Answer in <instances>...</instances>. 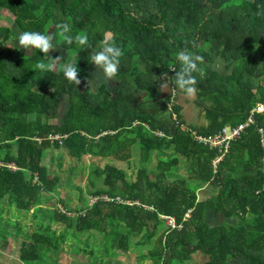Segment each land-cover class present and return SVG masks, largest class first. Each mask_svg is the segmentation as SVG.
Here are the masks:
<instances>
[{"label": "trees", "instance_id": "obj_1", "mask_svg": "<svg viewBox=\"0 0 264 264\" xmlns=\"http://www.w3.org/2000/svg\"><path fill=\"white\" fill-rule=\"evenodd\" d=\"M0 9L16 29L0 27V202L21 216L32 212L34 222L24 232L16 215L5 220L0 207V258L59 264L73 237L84 244L74 253L89 252L91 264H122L118 257L132 240L139 264L145 257L151 264H184L194 254L199 264H264V113L253 115L215 168L218 153L192 138L246 125L264 103V0H0ZM64 22L70 35L88 37L85 46L55 39L66 54L61 62H77L79 85L59 65L36 69L41 59L48 62L46 54L27 55L10 44L23 31L51 34ZM109 32L123 55L113 87L102 83L93 91L85 83L91 55ZM185 48L204 58L205 75L194 73L193 103L206 119L201 127H185L178 95L163 96L158 87L161 74L179 70L176 54ZM219 59L231 72L211 66ZM65 97L67 112L54 123ZM55 134L66 136L62 144L50 140ZM60 148L78 161L105 162L90 165V189L74 210L62 200L61 207L45 205L60 178L43 157ZM133 152L139 161L128 182L107 161L130 160ZM211 216L222 221L213 225ZM92 235L102 244L90 245Z\"/></svg>", "mask_w": 264, "mask_h": 264}, {"label": "rangeland", "instance_id": "obj_2", "mask_svg": "<svg viewBox=\"0 0 264 264\" xmlns=\"http://www.w3.org/2000/svg\"><path fill=\"white\" fill-rule=\"evenodd\" d=\"M12 17L5 12V10L0 9V27L9 28L14 33H16V29L14 24L12 23ZM17 36V34H16ZM15 36V37H16ZM15 37L11 39L10 44L13 45L14 48L20 50L24 54H29L31 51H25L24 49H19L18 46L15 45ZM56 49L51 51L49 54L56 58L57 56L61 57V61L66 59V54L62 50L60 46L55 45ZM214 69L219 70L223 73H229L231 70H228L226 63L222 60H217L213 65H211ZM90 81V82H89ZM89 82V83H88ZM89 89L95 91L96 88L105 83L108 87H113L114 78L112 80H104L102 78V73L99 68H95L94 65H91L89 70V79L85 82ZM169 93L163 92V96L168 95ZM196 98V94L191 99H184L178 96L176 98L177 103L182 106L183 113V121L185 123V127H201L205 126L206 119L202 109H198L196 104L193 103ZM68 109V101L67 97L62 99L59 116L54 123L61 124L64 116ZM137 153L133 152V157L127 161H115L108 160L107 163L115 166L116 168L123 171L125 175V179L128 182H132L135 179L136 169H137ZM43 163L48 165L53 176H57L60 178L59 185L55 189L52 194H49L46 198V207L47 208H56L57 206L61 207L62 204L59 201H64V204L67 208H69L72 204L74 210L80 203V201L84 198L86 199V190L87 187L90 189L88 184V172L91 164L103 166L105 162L103 160H97L88 156H85L81 161L72 159L68 156L66 150L64 148L60 149H52L46 152L43 157ZM180 175L185 176L186 173L180 170ZM100 186V185H98ZM207 190V189H206ZM203 193V192H200ZM81 199V200H80ZM8 198L5 199V202H8ZM4 201L0 202V207L3 205ZM4 213L3 218L14 217L16 215L17 220L19 221V225L28 232H32L34 230V222H33V214L32 212L27 213V215L21 216L19 212L15 210L13 206L9 204H4ZM210 223H218L221 220L220 216H211L208 218ZM56 229L62 230L61 226H55ZM93 237L90 239V245H101L102 240L98 235H92ZM83 240V239H82ZM135 241L132 240L129 243V251L127 253H123L119 255V260L122 264H139L136 258L135 252ZM83 243H78V239H73L71 237L68 240V243L62 248V253L59 255V264H91V256L89 252L87 253H74L76 248H82ZM14 252L17 254V250L14 249ZM94 253H98L97 250ZM15 259L11 257H2L0 258V264H16ZM144 264H151V261L148 257L143 259ZM201 263V260H200ZM19 264V263H17ZM184 264H199V259L196 254L192 255L191 259L186 261Z\"/></svg>", "mask_w": 264, "mask_h": 264}, {"label": "clouds", "instance_id": "obj_3", "mask_svg": "<svg viewBox=\"0 0 264 264\" xmlns=\"http://www.w3.org/2000/svg\"><path fill=\"white\" fill-rule=\"evenodd\" d=\"M57 32L43 34L37 31H23L15 37V45L19 49L31 51L33 49L39 50L42 54H46L48 62L45 63L43 59L35 64V68L41 71H52L57 65L63 73L64 78L75 85H79L81 80L78 78L79 69L77 62L63 63L61 57H49V53L54 51V40L57 34L63 38V41L71 45L73 42L80 46L88 44V37L86 34L70 35L71 25L67 22L58 23L55 25ZM123 55L122 48L117 44L115 34L107 33L102 42V47L98 51H94L91 55L92 65L99 68L104 80H112L118 73L120 58ZM176 60L180 64L179 70L173 69L174 76H168L163 73L158 77V87L161 92L174 93L181 98L191 99L196 94L197 78L194 73H199L202 77L205 73L199 68L203 63L204 58L201 55L195 54L187 48L180 50L176 54ZM175 81V87L172 86L171 81ZM90 82V81H89ZM88 82V83H89Z\"/></svg>", "mask_w": 264, "mask_h": 264}, {"label": "built area", "instance_id": "obj_4", "mask_svg": "<svg viewBox=\"0 0 264 264\" xmlns=\"http://www.w3.org/2000/svg\"><path fill=\"white\" fill-rule=\"evenodd\" d=\"M172 95L175 96L174 93H172ZM255 113L257 114L264 113V103H258L256 105L254 110L251 112V116L249 117L248 123L246 125H239L236 128L226 127L211 137H202V136L197 135L196 133H192V138L195 142H197L198 144L204 147H207L210 150L216 151L218 153L217 159H215L212 162V166L214 168L225 159V156L229 153L232 144L239 139L241 133L245 131V129L248 128L251 124L254 123L253 115ZM49 138L52 142L59 141L60 144H62V139L66 138V136L55 134V135H51ZM1 165L2 164L0 163V166ZM7 166L9 168H14L13 164H9ZM101 198L104 201H110V202H115L119 204H130L128 201H124L122 198L118 196L109 197L107 195H104V196H101ZM94 200L95 199L91 200V203ZM186 217H188V214H186ZM169 226L174 228L173 218L172 219L169 218Z\"/></svg>", "mask_w": 264, "mask_h": 264}]
</instances>
